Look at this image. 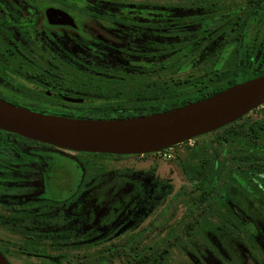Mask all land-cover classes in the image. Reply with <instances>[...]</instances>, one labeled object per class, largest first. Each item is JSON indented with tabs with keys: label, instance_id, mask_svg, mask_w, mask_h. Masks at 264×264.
Instances as JSON below:
<instances>
[{
	"label": "flooded vegetation",
	"instance_id": "obj_1",
	"mask_svg": "<svg viewBox=\"0 0 264 264\" xmlns=\"http://www.w3.org/2000/svg\"><path fill=\"white\" fill-rule=\"evenodd\" d=\"M263 74L264 0H0V98L34 111L155 114ZM0 250L10 264H264V103L144 154L0 129Z\"/></svg>",
	"mask_w": 264,
	"mask_h": 264
},
{
	"label": "water",
	"instance_id": "obj_2",
	"mask_svg": "<svg viewBox=\"0 0 264 264\" xmlns=\"http://www.w3.org/2000/svg\"><path fill=\"white\" fill-rule=\"evenodd\" d=\"M264 103V74L171 110L97 119L45 114L0 98V129L79 152H158L221 128ZM0 264H10L0 250Z\"/></svg>",
	"mask_w": 264,
	"mask_h": 264
},
{
	"label": "trees",
	"instance_id": "obj_3",
	"mask_svg": "<svg viewBox=\"0 0 264 264\" xmlns=\"http://www.w3.org/2000/svg\"><path fill=\"white\" fill-rule=\"evenodd\" d=\"M69 117H75V118H97V119H113V118H123V117H133V116H140V115H111V114H101V115H86V114H80V115H65ZM104 155V154H102ZM113 155V154H112Z\"/></svg>",
	"mask_w": 264,
	"mask_h": 264
},
{
	"label": "built area",
	"instance_id": "obj_4",
	"mask_svg": "<svg viewBox=\"0 0 264 264\" xmlns=\"http://www.w3.org/2000/svg\"><path fill=\"white\" fill-rule=\"evenodd\" d=\"M163 155H164V157H166V158H170V157L172 156V151H170V150H166V151H164Z\"/></svg>",
	"mask_w": 264,
	"mask_h": 264
}]
</instances>
